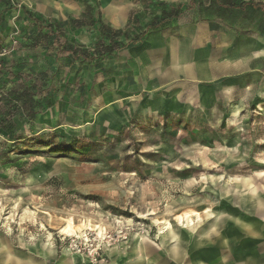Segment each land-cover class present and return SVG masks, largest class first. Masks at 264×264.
<instances>
[{"label":"rangeland","instance_id":"rangeland-1","mask_svg":"<svg viewBox=\"0 0 264 264\" xmlns=\"http://www.w3.org/2000/svg\"><path fill=\"white\" fill-rule=\"evenodd\" d=\"M74 1L83 7L80 16L88 4L101 6L97 0ZM143 1V9L133 12L144 13L138 25L145 27L158 14L152 0ZM10 4L16 7L0 29L2 55L10 50L35 58L16 45L25 41L21 4L34 6L0 0V9ZM72 29H66L71 38L93 45L96 31L87 42ZM41 54L40 64L57 68L63 83L62 57L46 46ZM103 61L83 67L94 94L87 108L71 106L65 95L28 119L7 95L11 83L0 78V239L12 251L35 256L27 245L50 240L56 256L38 258L39 264H119L133 238L148 235L158 249V229L166 220L176 226L177 215L198 211L206 221L204 210L218 205L212 198L228 189L229 180L248 175L264 182V66L236 67L229 79L179 77L132 101L99 83ZM163 90L178 91L175 107L139 110ZM105 91L104 104L99 98L91 108ZM68 224L72 234L61 231Z\"/></svg>","mask_w":264,"mask_h":264},{"label":"crops","instance_id":"crops-1","mask_svg":"<svg viewBox=\"0 0 264 264\" xmlns=\"http://www.w3.org/2000/svg\"><path fill=\"white\" fill-rule=\"evenodd\" d=\"M28 1L35 11L63 21L70 16L81 17L83 10L74 0ZM97 1L101 4L103 20L114 28L126 27L133 11H141L145 4L143 0ZM159 1L181 5L185 0ZM232 3L242 7L218 8L215 0L211 14L205 15L196 5L150 29L141 42L104 59L107 66L105 71L100 70L99 83L112 86L114 89L109 90L114 91L116 97L127 96L135 101L144 93L150 94L179 77L204 82L221 76L229 79L235 74L236 67L245 68L252 64L263 68L264 7L258 0H233ZM236 28L253 29L254 33H238ZM93 31L85 28L79 34L88 42ZM43 47L37 49V57L39 54L44 56L41 54ZM243 52H246L245 57H242ZM50 72L60 79L57 68H51ZM67 72L68 69L65 76ZM89 78L92 82L91 75ZM60 87L59 84L53 91L51 101L70 96L69 93L61 95ZM110 91L95 97L91 108L99 98L102 106L105 102L103 95ZM177 92L163 90L139 110L164 112L175 107ZM193 99L190 96L188 103ZM228 185V189L213 197L212 201H218V205L204 210L206 221L197 211L190 213L192 222L186 219L185 213L179 214L182 219L176 216V226L166 220L158 229V249L150 245L148 235L133 238L127 250L128 257L121 259L119 264H170L161 250L179 264L186 255L189 258L184 264H264V182L253 181L244 175L229 180ZM27 246L36 256L12 251L0 239V261L4 264H39L38 258L44 261L57 253L50 240ZM121 255L124 254L121 252Z\"/></svg>","mask_w":264,"mask_h":264},{"label":"trees","instance_id":"trees-1","mask_svg":"<svg viewBox=\"0 0 264 264\" xmlns=\"http://www.w3.org/2000/svg\"><path fill=\"white\" fill-rule=\"evenodd\" d=\"M152 1L153 13L159 15H156V19L151 17L150 22L143 27L138 25V21L144 17V13H134L130 17L129 24L124 28H114L106 23L102 18L100 8H96L94 4L86 5L83 16H70L65 21L47 17L21 4L18 21L25 22V26L21 29L25 41H17V47L29 50L35 55L37 49L43 46L51 48L53 54L62 57L61 68L64 70L62 72L69 69L62 83L54 74H51L49 66L40 64L36 58L37 55L31 58V54L28 53L17 57L10 50L2 55V48L5 44L0 45V78L11 83V87L7 88V95L11 101L19 104L23 118L34 117L41 113L45 106H51L53 91L59 84H61V95L70 94L69 104L81 109L87 108L94 94L90 78L84 76L83 67L86 62L98 63L107 57L116 55L120 50L141 42L150 29L159 27L164 21L196 5H199L205 15L211 14L215 0H209L208 6L205 5V1L195 0H185L181 5L158 0ZM232 1L216 0L218 8L242 7L233 4ZM201 3L204 5L202 6ZM15 7V4H10L0 9V29L7 22L8 12ZM70 27H73L71 32L74 36L85 28L96 31L94 44L87 46L71 38L66 32V29Z\"/></svg>","mask_w":264,"mask_h":264},{"label":"bare ground","instance_id":"bare-ground-1","mask_svg":"<svg viewBox=\"0 0 264 264\" xmlns=\"http://www.w3.org/2000/svg\"><path fill=\"white\" fill-rule=\"evenodd\" d=\"M56 3V2H55ZM213 199V198H212ZM198 212V211H197ZM192 217V216H191ZM179 218H183V216H180ZM186 219H189V221H191L192 222V218L190 219V214L189 213H187L186 214ZM164 230V229H163ZM62 232H66V233H69V234H72L73 233V229H72V227H71V224H68V226H66V227H64V228H62V230H61ZM85 237H86V235H85Z\"/></svg>","mask_w":264,"mask_h":264}]
</instances>
